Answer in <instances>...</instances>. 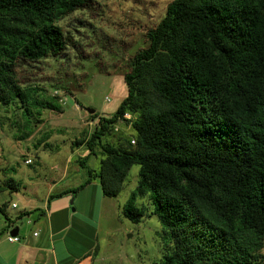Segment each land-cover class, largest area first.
<instances>
[{"label":"trees","instance_id":"16d2710c","mask_svg":"<svg viewBox=\"0 0 264 264\" xmlns=\"http://www.w3.org/2000/svg\"><path fill=\"white\" fill-rule=\"evenodd\" d=\"M92 4L0 0V103L20 104L28 122L35 109L61 110L36 86L21 85L16 68L64 54L72 37L57 22ZM147 36L124 75L128 94L117 111L76 142L89 155L102 149L99 169L59 194L75 196L98 180L115 197L139 164L123 212L140 222L149 213L137 199L150 194L163 227L156 264H264V0H172ZM120 121L136 135L104 141ZM7 207L0 204L8 226L42 210L13 220Z\"/></svg>","mask_w":264,"mask_h":264},{"label":"rangeland","instance_id":"374dc122","mask_svg":"<svg viewBox=\"0 0 264 264\" xmlns=\"http://www.w3.org/2000/svg\"><path fill=\"white\" fill-rule=\"evenodd\" d=\"M171 1L93 0L90 9L76 10L57 22L72 37L64 54L18 63L16 77L21 85L36 86L40 98L55 99L61 105L60 111L45 108L38 114L35 109L28 122L20 104L0 103V187L13 194L16 189L20 206L30 198L44 207L51 180H60L53 191L57 193L85 182L88 168L99 169L102 149L96 147L89 155V148L76 142L95 129L99 117H111L117 111L128 94L124 75L131 70V60L148 46V31L164 17ZM129 125L116 123L117 132L103 140L117 144L118 135L134 137L136 132ZM27 158L32 164L25 163ZM139 170V164L131 167L115 197L105 196L98 181V192L86 187L71 198L76 217L91 213L97 250L107 255L105 264H156L162 258L163 227L158 216L151 214L150 194L137 199L149 213L140 222H132L123 212L138 185ZM32 217L39 218L37 213Z\"/></svg>","mask_w":264,"mask_h":264},{"label":"crops","instance_id":"0c3cea01","mask_svg":"<svg viewBox=\"0 0 264 264\" xmlns=\"http://www.w3.org/2000/svg\"><path fill=\"white\" fill-rule=\"evenodd\" d=\"M66 171L65 168L61 177H64ZM59 182L60 180H51L46 190V198H49L51 194L55 196L52 197V205L48 200L44 207L37 206V202L30 198H27L25 202L27 204L20 206L16 199L18 196L15 195L16 189L13 194L14 191L0 187V204L7 203V213L13 220H17L23 211L42 209L36 212L38 219L30 214L18 219L10 226L0 212V264H105L108 262L107 255L97 250L99 242L96 224L89 217L91 213H88V216L76 217L74 213L76 210L74 209L73 212L71 210L72 193L59 194L70 188L65 187L53 193ZM86 187L96 188L98 192V180H94ZM55 198L57 199L54 200ZM13 203L17 206L13 207ZM16 228L15 235H18L21 241L9 242L8 233ZM35 233L38 234L35 235Z\"/></svg>","mask_w":264,"mask_h":264},{"label":"built area","instance_id":"2783aa9c","mask_svg":"<svg viewBox=\"0 0 264 264\" xmlns=\"http://www.w3.org/2000/svg\"><path fill=\"white\" fill-rule=\"evenodd\" d=\"M124 117H126V118H131V115L127 113V114L124 115ZM134 142H135V141L132 140V143H134ZM25 163H26V164H31V163H32V159H31V158H27V159L25 160ZM12 205H13V207H16V206H17L16 203H13ZM37 234H38V233H35V235H37ZM7 240H8L9 242L14 243V242H19V241H21V238H20L18 235H12L11 233H8Z\"/></svg>","mask_w":264,"mask_h":264},{"label":"water","instance_id":"95a60500","mask_svg":"<svg viewBox=\"0 0 264 264\" xmlns=\"http://www.w3.org/2000/svg\"><path fill=\"white\" fill-rule=\"evenodd\" d=\"M88 111L91 112V113H93L94 112V109H89ZM16 233H17V228L14 229V230H12V232H11L12 235H15Z\"/></svg>","mask_w":264,"mask_h":264}]
</instances>
